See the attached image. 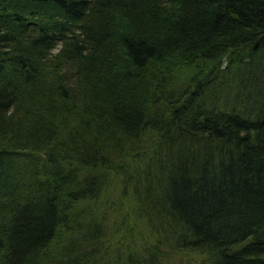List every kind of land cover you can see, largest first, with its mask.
Instances as JSON below:
<instances>
[{
	"label": "trees",
	"instance_id": "16d2710c",
	"mask_svg": "<svg viewBox=\"0 0 264 264\" xmlns=\"http://www.w3.org/2000/svg\"><path fill=\"white\" fill-rule=\"evenodd\" d=\"M176 246L264 264V0H0V264Z\"/></svg>",
	"mask_w": 264,
	"mask_h": 264
},
{
	"label": "rangeland",
	"instance_id": "374dc122",
	"mask_svg": "<svg viewBox=\"0 0 264 264\" xmlns=\"http://www.w3.org/2000/svg\"><path fill=\"white\" fill-rule=\"evenodd\" d=\"M61 45H59V47H60ZM58 47V48H59ZM58 53V51H55L54 52V55L55 54H57ZM226 68H227V61L225 60L224 61V63L222 64V68H221V70L222 71H225L226 70ZM227 75H229V73H226L225 75H224V78H226V76ZM221 76V79H222V75H220ZM223 89V84H216L215 85V93L216 94H220V99H221V97L223 96L222 95V92H224V90H222ZM224 98H225V96L222 98V100H224ZM221 101V100H220ZM152 186V185H151ZM154 227L155 228H157V227H160V224H159V222L158 223H155L154 224ZM177 228V227H176ZM170 235H172L171 233H170ZM173 237L174 238H177L176 236H174L173 235ZM170 250V249H169ZM181 251H179V249H178V247L176 246V251H170V258H169V263H170V260H171V263L172 264H190V261H188L187 260V253L185 254V255H180L179 253H180ZM191 255V257L197 262V264L201 261L202 262V258L200 257V256H197L196 254H190ZM191 261H192V259H191Z\"/></svg>",
	"mask_w": 264,
	"mask_h": 264
},
{
	"label": "bare ground",
	"instance_id": "6f19581e",
	"mask_svg": "<svg viewBox=\"0 0 264 264\" xmlns=\"http://www.w3.org/2000/svg\"><path fill=\"white\" fill-rule=\"evenodd\" d=\"M28 16V15H27ZM16 20V19H15ZM41 31V30H40ZM39 31V32H40ZM32 35V34H31ZM6 78V77H5ZM160 152V151H159ZM158 153V152H157ZM159 154V153H158ZM163 154H164V152H163ZM158 156V155H157ZM166 155L164 154V156H163V158L165 157ZM159 157V156H158ZM162 157V156H161ZM153 158H155V156L153 155ZM160 159V158H159ZM158 162V161H157Z\"/></svg>",
	"mask_w": 264,
	"mask_h": 264
}]
</instances>
